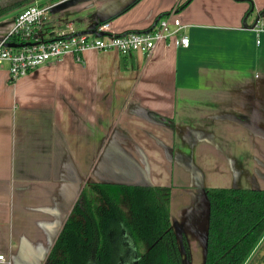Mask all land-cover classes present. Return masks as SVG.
I'll list each match as a JSON object with an SVG mask.
<instances>
[{
  "label": "crops",
  "instance_id": "obj_1",
  "mask_svg": "<svg viewBox=\"0 0 264 264\" xmlns=\"http://www.w3.org/2000/svg\"><path fill=\"white\" fill-rule=\"evenodd\" d=\"M133 1H83L44 29L111 18L113 33L145 31L172 13L188 46L86 49L14 80L0 65V264H46L87 181L264 188V13L252 27L264 0Z\"/></svg>",
  "mask_w": 264,
  "mask_h": 264
},
{
  "label": "trees",
  "instance_id": "obj_2",
  "mask_svg": "<svg viewBox=\"0 0 264 264\" xmlns=\"http://www.w3.org/2000/svg\"><path fill=\"white\" fill-rule=\"evenodd\" d=\"M21 6H0V17ZM263 13L264 6L259 10ZM94 183L82 187L47 255L48 262L89 264L90 252L97 251L94 264H114L115 253L126 245L122 243L124 231L140 253L139 264H183L171 227L169 186ZM205 195L209 215L204 264H261L264 189L217 186L205 188ZM183 244L187 252L185 240Z\"/></svg>",
  "mask_w": 264,
  "mask_h": 264
},
{
  "label": "built area",
  "instance_id": "obj_3",
  "mask_svg": "<svg viewBox=\"0 0 264 264\" xmlns=\"http://www.w3.org/2000/svg\"><path fill=\"white\" fill-rule=\"evenodd\" d=\"M52 4L38 3L35 0L26 4L13 17V24L3 39L0 40V65L8 64L12 80L24 75L40 65L60 59L66 53L79 58L86 49L115 50L121 55L141 52L149 57L159 43H172L176 46H188L189 37L180 33L183 25L172 13L160 16L148 31H128L116 34L107 29L106 24L96 27L108 32L103 36L94 34H78L72 23L50 32L45 31L44 24L49 16ZM256 22L253 28L259 26ZM260 30L264 27H259ZM15 38L14 42L33 44L19 47H6L7 38ZM259 43V40L256 41ZM3 255H0L2 259Z\"/></svg>",
  "mask_w": 264,
  "mask_h": 264
},
{
  "label": "water",
  "instance_id": "obj_4",
  "mask_svg": "<svg viewBox=\"0 0 264 264\" xmlns=\"http://www.w3.org/2000/svg\"><path fill=\"white\" fill-rule=\"evenodd\" d=\"M3 1H5V0H0V4H1L0 6H2V7L4 5L9 4V3H21V5H24L27 2H29V3L32 2L33 0H28L27 2H25L26 0H8V2L2 3ZM83 1H88V0H58L57 2L52 4V6L49 9V13L52 16H57V15H59L60 11H63L65 9L72 7V6H75L76 4L83 2ZM251 12H252V8H251L250 13ZM259 17H260V14L258 12L254 18V24L252 27H254V25L258 21ZM158 19H159V17L156 19V21L153 23V25L150 28H152L154 26V24L157 22ZM106 21L107 20H95L92 24H90L88 26V28L83 29V30H79L77 33L78 34H82V33L94 34L95 36L106 35V34H108V32L96 29V27L100 23L104 24V23H106ZM149 29H147L145 31H148ZM3 38L1 37L0 40ZM28 44H33V42H26V43H17V42H11V41L4 42V46H6V47H19V46L28 45ZM148 116L152 120H154L155 122H157L159 124L167 125L168 127L172 126V121L170 119L162 116V115L156 114L152 111H148ZM142 177L144 178V181H142L141 183H130V185H132V184H134V185H146V186L157 185V184H152L150 181H148V179H146V177L144 175H142ZM87 182H96V181H87ZM108 183H119V182L109 181ZM164 186H169L171 188L170 206L174 200L179 201L178 203L182 204V211L180 214L184 213V214H187V216L189 217L188 223L183 224L180 221L178 222V220H175L174 218H172V216H170L171 227L174 230L175 238H176V241L178 243V247H179L181 255H182V263L183 264H193V260H194L193 252L190 250L192 249L191 242H193V244H194V242L196 240V241H199L200 250L202 252V260L201 261L204 264L206 252H207V222H208V215H209V203H208L207 197L205 195V188L217 187V186H202L201 188H195V189H190V190H188L187 188L177 187V186H175V184L164 185ZM218 187H221V186H218ZM81 188H82V186H80V185L77 186V190L74 193V197L76 196V198H77ZM226 188H234V187H226ZM235 188H247V187H235ZM252 189H264V188H252ZM187 195H193L194 198L191 199V198L187 197ZM203 195L205 196V198L203 197ZM75 200H74V202H75ZM74 202L72 203V205L74 204ZM190 202H191V205H190ZM72 205L70 207V210L72 208ZM170 215H171V211H170ZM67 216H66V218H67ZM181 216H183V215H181ZM66 218L64 219V221L66 220ZM64 221L62 222L60 229H61ZM60 229L58 230L56 236L54 237L52 244L50 246V249H51ZM187 229L193 234L191 236V238L193 239L195 237L194 238L195 240L188 238V236L186 235V241L188 242V245H189L188 251L186 252L185 248H184V244H183V235H185V233L187 234V232H186ZM193 250H194V248H193ZM47 255H46V257H47ZM260 255H264V248H262L260 250ZM0 260H5L4 256ZM46 264H54V263L46 262ZM261 264H264V258H263V261Z\"/></svg>",
  "mask_w": 264,
  "mask_h": 264
},
{
  "label": "rangeland",
  "instance_id": "obj_5",
  "mask_svg": "<svg viewBox=\"0 0 264 264\" xmlns=\"http://www.w3.org/2000/svg\"><path fill=\"white\" fill-rule=\"evenodd\" d=\"M34 1L35 0H33L32 2H34ZM37 1H38V3H43V4H54L58 0H54V1H51V0H37ZM6 2H8V0H5L2 3H6ZM32 2H30V3H32ZM26 4H29V2H27ZM26 4H24V5H26ZM9 15H11V13L10 14H6V15H4L2 17L6 18ZM251 15L252 14L250 13L248 17H251ZM49 16H50V14H49ZM77 19H80V17L77 16ZM65 24H66V21L62 22V25H65ZM213 181L214 182L210 183L209 186H214L215 183H218L219 180H213ZM187 197H189L191 199L194 198L193 195H187ZM203 197L205 198L204 195H203ZM178 202L179 201H175L174 200L173 203L171 204V206H170L171 215L170 216H172V218H174L175 220H178V222L180 221L183 224L188 223V221H189L188 218L189 217L187 216V214H184V213L180 214L181 211H182V204H179ZM190 205H191V202H190ZM181 215H183V216H181ZM172 231L174 233L173 228H172ZM186 232H187V234L185 233V235H183V240H185L187 248H188L189 245H188V242L186 241V235L188 236V238H191V236L193 234L188 229L186 230ZM194 238L193 239L191 238V239L195 240ZM191 245H192V249L190 251L193 252V258H194L193 264H203L202 261H201L202 260V252L200 250L199 241L195 240L194 244H193V242H191ZM193 248H194V250H193Z\"/></svg>",
  "mask_w": 264,
  "mask_h": 264
},
{
  "label": "flooded vegetation",
  "instance_id": "obj_6",
  "mask_svg": "<svg viewBox=\"0 0 264 264\" xmlns=\"http://www.w3.org/2000/svg\"><path fill=\"white\" fill-rule=\"evenodd\" d=\"M27 1L28 0H26L25 2H27ZM86 183L87 182H85L84 184H86ZM107 183L108 182H97V183H94V184H98L99 185V184H107ZM84 184H83V186H84ZM116 184L130 185V184H126V183H116ZM132 186H137V185L132 184ZM94 191H96V190L94 189ZM79 194H80V192H79ZM79 194H78V196H79ZM93 194H97V193L93 192ZM78 196H77L76 200L78 199ZM121 234H122V237L124 238V241H122V243H125L126 245L123 247V249L119 248L118 251L115 253L116 256H115L114 264H139V255H140V253H138L137 248L132 244L131 240L126 237L125 232L122 231ZM90 254H91V256L89 257L90 262H88V263L89 264H94V261H95V258H96L94 256L99 254V253H97V251H91ZM45 261L48 262L47 257H46Z\"/></svg>",
  "mask_w": 264,
  "mask_h": 264
}]
</instances>
